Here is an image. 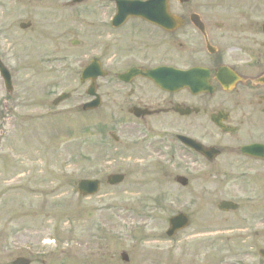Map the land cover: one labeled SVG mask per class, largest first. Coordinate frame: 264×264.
I'll return each mask as SVG.
<instances>
[{
  "label": "rangeland",
  "instance_id": "1",
  "mask_svg": "<svg viewBox=\"0 0 264 264\" xmlns=\"http://www.w3.org/2000/svg\"><path fill=\"white\" fill-rule=\"evenodd\" d=\"M54 2L55 56L48 23L41 21L40 36L15 28L28 18L26 5L16 20L0 13V61L12 79L10 94L0 79V264L17 257L30 264H264L257 253L264 249V167L239 178L227 171L220 181L170 138L173 122H134L117 87L106 88L95 111L82 112L87 97L78 76L88 51L69 45L82 41L80 7ZM63 93L71 97L52 106ZM144 127L155 135L165 129V146L152 144L157 139ZM252 132L264 138V123ZM109 174L125 181L109 187ZM176 175L187 178V188L174 183ZM82 179H98L99 192L78 195ZM225 200L242 210L219 213L215 205ZM178 212L189 226L168 239L167 221Z\"/></svg>",
  "mask_w": 264,
  "mask_h": 264
},
{
  "label": "flooded vegetation",
  "instance_id": "2",
  "mask_svg": "<svg viewBox=\"0 0 264 264\" xmlns=\"http://www.w3.org/2000/svg\"><path fill=\"white\" fill-rule=\"evenodd\" d=\"M155 4L158 9L149 14L156 18L131 17L119 26L112 25L117 0L68 5L80 7L75 14L84 25L79 46L96 54L95 92L103 98L108 86L117 87L120 105L128 106L126 113L136 123L173 122L181 134L212 152L210 160L179 143L177 134L171 138L222 180L229 177L227 171L237 170L239 178L242 170L264 167V161L242 153L244 147L264 144L252 132L264 123V0ZM23 5L28 18L16 20ZM0 8L1 14L14 17L21 32L40 36L41 21L48 23L54 56V0H0ZM160 129L157 146L166 142L167 131ZM143 132L153 135L150 128Z\"/></svg>",
  "mask_w": 264,
  "mask_h": 264
},
{
  "label": "water",
  "instance_id": "3",
  "mask_svg": "<svg viewBox=\"0 0 264 264\" xmlns=\"http://www.w3.org/2000/svg\"><path fill=\"white\" fill-rule=\"evenodd\" d=\"M75 3L81 2L82 0H72ZM0 75L5 83V87L7 90L10 89V80H9V75L5 71V69L0 65ZM95 106H91L90 108H93ZM264 153V152H263ZM254 154V152H252ZM255 155V154H254ZM259 155V154H258ZM123 179L122 176H111L107 179L108 184H118L121 182ZM180 184H185L186 181L182 178H178L176 180ZM98 189V185L96 182H91V181H80L78 186H77V192L81 194L82 196H86L89 194H94ZM186 219L182 216L174 217L170 220V227L171 230L169 231V235H172L175 230L182 229L186 226ZM263 255V253H261ZM125 258V256H123ZM28 261L25 260H17L14 264H28Z\"/></svg>",
  "mask_w": 264,
  "mask_h": 264
}]
</instances>
